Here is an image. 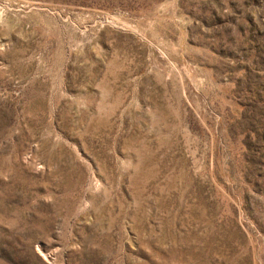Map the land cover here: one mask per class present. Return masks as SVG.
<instances>
[{
	"label": "rangeland",
	"instance_id": "obj_1",
	"mask_svg": "<svg viewBox=\"0 0 264 264\" xmlns=\"http://www.w3.org/2000/svg\"><path fill=\"white\" fill-rule=\"evenodd\" d=\"M0 264H264V0H0Z\"/></svg>",
	"mask_w": 264,
	"mask_h": 264
}]
</instances>
